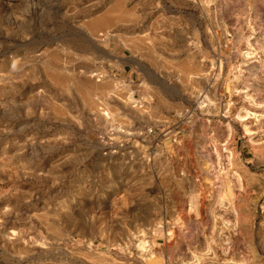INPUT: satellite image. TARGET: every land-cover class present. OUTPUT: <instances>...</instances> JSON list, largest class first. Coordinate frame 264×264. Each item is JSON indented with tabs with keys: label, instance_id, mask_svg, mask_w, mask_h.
<instances>
[{
	"label": "rangeland",
	"instance_id": "1",
	"mask_svg": "<svg viewBox=\"0 0 264 264\" xmlns=\"http://www.w3.org/2000/svg\"><path fill=\"white\" fill-rule=\"evenodd\" d=\"M0 264H264V0H0Z\"/></svg>",
	"mask_w": 264,
	"mask_h": 264
},
{
	"label": "bare ground",
	"instance_id": "2",
	"mask_svg": "<svg viewBox=\"0 0 264 264\" xmlns=\"http://www.w3.org/2000/svg\"><path fill=\"white\" fill-rule=\"evenodd\" d=\"M238 119L240 120V121H244V118H242V117H239L238 116ZM245 130V133L247 134V135H249L250 134V132H249V130L247 129V128H245L244 129ZM218 210H220V212L219 213H221V212H223V211H221V210H223L224 209V199H220L219 200V202H218V208H217ZM218 213V214H219ZM217 214V213H216ZM219 217V216H218ZM220 218V217H219ZM221 223V222H220Z\"/></svg>",
	"mask_w": 264,
	"mask_h": 264
}]
</instances>
